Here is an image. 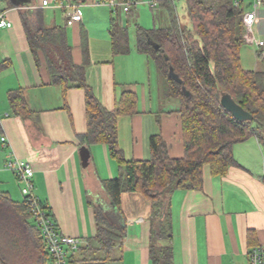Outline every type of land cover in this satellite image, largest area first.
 <instances>
[{
    "label": "crops",
    "instance_id": "1",
    "mask_svg": "<svg viewBox=\"0 0 264 264\" xmlns=\"http://www.w3.org/2000/svg\"><path fill=\"white\" fill-rule=\"evenodd\" d=\"M43 1L0 0V16L13 23L11 28L0 27V186L5 188L0 190L10 194L13 175L19 181L5 164L16 159L28 162L35 173L34 194L50 208L61 233L88 241L97 235L90 202L109 203L103 181L120 177V165L106 143L83 141L88 131L86 90L53 82L45 53L31 47L22 16L33 21L39 13L46 28L64 31L73 62L84 67L87 85L109 110L119 106L125 90L136 93V113L118 120L119 145L126 160L150 159V140L158 134L167 142L171 157L185 155L181 102L165 97L155 62L140 53L136 43L133 48L129 42L128 49L123 42L121 48H114L112 20L128 30L130 15L125 22L117 17L119 12L115 16L111 10L108 16L100 11L101 28L93 35L86 29L91 11L83 10L91 0H58L63 7L55 0L44 6ZM236 1L244 3L245 13L256 11L253 36L264 41V0ZM73 5L79 6L81 21H73ZM247 45L256 48V56L263 52L254 43ZM259 61L256 69L261 70ZM13 94L27 107L28 116L14 111ZM169 123L176 130L171 138ZM83 148L88 149L87 165ZM233 156L237 164L225 175H213L207 164L202 189L172 194L174 264H249L250 250L264 245V140L253 135L237 142ZM122 208L127 232L111 250L114 259L106 264H153L151 202L138 192H124ZM70 256L69 264H79L83 258L75 250Z\"/></svg>",
    "mask_w": 264,
    "mask_h": 264
},
{
    "label": "trees",
    "instance_id": "2",
    "mask_svg": "<svg viewBox=\"0 0 264 264\" xmlns=\"http://www.w3.org/2000/svg\"><path fill=\"white\" fill-rule=\"evenodd\" d=\"M185 1L188 23L176 15V0H158V7L168 9L170 24L157 26L155 19L151 29L136 25L138 51L155 62L163 80L165 97L181 102L179 113L185 155L180 158L170 156L167 142L158 134L150 140V159L126 160L119 145L118 120L120 116L136 113V93L125 90L119 106L109 110L87 85L84 67L73 62L64 31L46 28L39 13L33 21L26 14L22 16L31 47L45 53L53 82L86 90L88 131L82 136L83 141L88 145L106 143L121 169L120 177L103 181L109 203L90 202L97 235L75 250L83 255L79 264H106L114 259L111 250L127 232V218L122 208L124 192H138L152 204L150 255L153 264H174L172 194L179 189H202L203 169L207 164L213 175H225L237 164L233 156V146L237 142L253 135L264 140V70H247L241 62L242 48L247 43L244 3L236 0ZM115 11L118 13V9ZM128 13L132 19L131 9ZM111 36L115 49L121 48L122 42L124 49L129 48V32L117 19L112 20ZM257 58L264 65L261 51ZM170 67L183 80V85L170 77ZM183 86L191 97L184 94ZM224 92L254 119L241 122L229 113L221 104ZM11 102L17 114L29 115L16 94L11 95ZM38 200L54 220L50 208L40 198ZM101 250L106 252L105 256L99 254ZM0 260L3 264H53V256L27 197L19 202L1 190Z\"/></svg>",
    "mask_w": 264,
    "mask_h": 264
},
{
    "label": "built area",
    "instance_id": "3",
    "mask_svg": "<svg viewBox=\"0 0 264 264\" xmlns=\"http://www.w3.org/2000/svg\"><path fill=\"white\" fill-rule=\"evenodd\" d=\"M58 6L63 7V4H58V0H55ZM99 4H103L100 3ZM106 5H110L114 8L123 7L125 12L130 11V5L135 4L132 0H111L105 2ZM44 6L49 5L48 0L43 1ZM150 5L156 7L158 0H151ZM73 21H81L82 13L79 11L78 5H73ZM257 19L256 11L247 12L244 14V23L246 27V40L249 43H254L263 49L262 55L264 57V41L255 39L253 36V26ZM13 23L0 16V27L11 28ZM2 142H6V137H2ZM5 168L13 171L22 182V193L27 197L31 210L36 219L37 225L41 231V234L46 242L49 252L53 256V264H68L70 251L77 250L81 245L86 244V241L67 236L61 233L58 224L44 211L41 206L38 197L34 194V169L28 162L16 159L10 160L5 164ZM249 264H264V245H258L252 248L249 252Z\"/></svg>",
    "mask_w": 264,
    "mask_h": 264
},
{
    "label": "rangeland",
    "instance_id": "4",
    "mask_svg": "<svg viewBox=\"0 0 264 264\" xmlns=\"http://www.w3.org/2000/svg\"><path fill=\"white\" fill-rule=\"evenodd\" d=\"M91 1H95L103 3L101 6L96 5V4H91ZM87 5L84 6L83 10L86 11L87 9H90V19L87 20L88 23H86V29L91 32L93 35H95L94 32H98L101 28V19L100 21L98 20V13L100 11L104 10L110 16L111 10L114 11L115 16L118 15L115 9L119 10V15L117 16L120 21H128V12H125L123 7L121 6L120 8H114L110 5H106L105 2L111 1V0H91ZM151 0H137L135 4L130 5L131 11L134 12V19H131L130 22L128 23V32H129V43L131 48L135 46L136 43V22L145 27V28H153L155 26V19H156V25L157 26H168L170 24V17H169V11L166 8L163 7H156L153 8L152 5H150ZM174 11L176 15L180 17V19L184 22H189V18L187 15L186 11V1L185 0H176V7L174 6ZM114 13H112L114 15ZM87 18V15H86ZM249 45V44H248ZM246 46L243 47L242 52H241V57H242V66L244 68H248L251 70H259L256 68H259L258 64V58L256 56V48L254 46ZM260 62V61H259ZM261 70H263L264 65L262 62H260ZM154 70V68H153ZM164 86L161 81V89L163 90ZM175 124L169 123V138L172 137L175 130ZM264 134V131H263ZM170 142V141H169ZM13 179V187L9 189L11 197L19 202H22L24 200V195L22 193V187L23 184L21 181H18L14 175L12 177ZM1 189L5 190L4 186H0ZM10 188V187H8ZM0 264H3L0 260ZM69 264V263H68Z\"/></svg>",
    "mask_w": 264,
    "mask_h": 264
},
{
    "label": "water",
    "instance_id": "5",
    "mask_svg": "<svg viewBox=\"0 0 264 264\" xmlns=\"http://www.w3.org/2000/svg\"><path fill=\"white\" fill-rule=\"evenodd\" d=\"M154 47L159 48V45H154ZM166 59H168V57H166ZM169 75L175 82L183 85V80L175 72L173 67H170ZM183 92L187 97H191V93L186 89L185 86H183ZM221 104L238 121L244 122V121H251L254 119L253 115L249 111L245 110L239 103H237L229 93L224 92L222 94ZM82 155H83L82 158L83 163L84 165H87L89 159L87 148L86 149L83 148Z\"/></svg>",
    "mask_w": 264,
    "mask_h": 264
}]
</instances>
